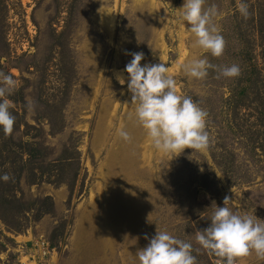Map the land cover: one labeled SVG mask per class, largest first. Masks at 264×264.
<instances>
[{
	"label": "rangeland",
	"instance_id": "obj_1",
	"mask_svg": "<svg viewBox=\"0 0 264 264\" xmlns=\"http://www.w3.org/2000/svg\"><path fill=\"white\" fill-rule=\"evenodd\" d=\"M245 2L247 20L237 0H208L226 41L217 58L192 47L184 0H0V71L18 83L7 97L13 133L0 129V176L11 177L0 179V264H16L37 237L55 246V264H139L157 227L195 249L225 196L233 212L264 220V0ZM134 52L142 65L164 61L178 94L207 111L206 152L157 151L128 119ZM192 58L239 65L241 75L189 79L181 66ZM236 264L264 259L253 252Z\"/></svg>",
	"mask_w": 264,
	"mask_h": 264
},
{
	"label": "clouds",
	"instance_id": "obj_2",
	"mask_svg": "<svg viewBox=\"0 0 264 264\" xmlns=\"http://www.w3.org/2000/svg\"><path fill=\"white\" fill-rule=\"evenodd\" d=\"M236 6L244 20L250 18V7L245 0H237ZM178 15L195 37L193 48L217 58L223 55L226 41L218 26L221 11L215 3L184 0ZM131 56L124 69L128 73L127 87L134 106V112L128 114V119L143 128L157 151L175 156L186 148H191L193 152H206L211 144L207 111L192 97L178 94L176 80L162 59L159 64L142 65L143 52H134ZM181 67L186 77L196 80H205L210 70L216 73L217 79L241 75L239 65H217L207 58L189 59ZM117 79L121 85L126 83L123 75ZM17 88L13 74L0 71V129L5 136L13 133L16 119L10 111L14 105L7 97L13 95ZM28 107L30 110L33 108L31 102ZM117 132L120 138L131 143L129 131L120 128ZM0 179L8 181L11 177L5 173ZM229 200L230 197L225 196L223 206H217L208 218L210 225L196 231L198 248L194 249L192 243L157 227L147 246L136 252L139 264H197L193 251L199 253L201 249L223 259L226 264H236L238 259L253 252L264 259V220L256 215L233 212L228 207Z\"/></svg>",
	"mask_w": 264,
	"mask_h": 264
},
{
	"label": "built area",
	"instance_id": "obj_3",
	"mask_svg": "<svg viewBox=\"0 0 264 264\" xmlns=\"http://www.w3.org/2000/svg\"><path fill=\"white\" fill-rule=\"evenodd\" d=\"M56 248L49 240L37 237L29 241V244L21 248L16 264H55L54 254ZM217 264H226L222 260L216 259Z\"/></svg>",
	"mask_w": 264,
	"mask_h": 264
}]
</instances>
